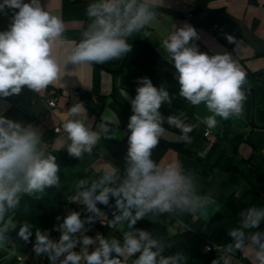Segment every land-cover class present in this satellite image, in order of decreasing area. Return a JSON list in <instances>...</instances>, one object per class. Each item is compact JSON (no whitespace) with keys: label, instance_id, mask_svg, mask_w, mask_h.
Segmentation results:
<instances>
[{"label":"clouds","instance_id":"obj_1","mask_svg":"<svg viewBox=\"0 0 264 264\" xmlns=\"http://www.w3.org/2000/svg\"><path fill=\"white\" fill-rule=\"evenodd\" d=\"M157 6L158 0H92L85 10L91 23L68 62L103 64L124 57L132 51L128 38L152 24L158 15ZM7 9L13 10V16L8 29L0 31V98L20 94L24 86L38 93L59 78L61 68L52 53L58 40L64 42L63 21L46 11L40 0H2L0 12ZM197 38L196 29L185 23L161 41V48L176 70L179 95L193 106H206L212 115L202 122L211 129L216 127L217 117L227 120L242 115L246 73L227 53L210 56L200 52L191 43ZM226 39L234 41L230 35ZM137 84L136 95L130 100L132 115L127 124L123 172L109 168L91 183L87 179L79 181L76 194L68 200L82 202L87 215L82 218L80 211L69 212L55 228L60 232L58 240H53L48 230L35 231L33 250L37 255L46 254L50 264H128V258L134 256L131 264H183L182 253L164 255L163 242L135 225L149 214L158 216L177 210L196 213L213 203L210 197L196 193L193 176L184 173L179 162L160 166L152 159L153 150L166 132L165 123L179 129L185 143L191 142L188 134L194 126L181 119L183 114L165 118L161 113L162 105L172 102L163 86H155L148 77L138 78ZM83 111L84 104L76 103L68 115L77 117ZM63 129L71 141L68 155L74 158L90 154L101 139L100 131L90 130L80 119L67 120ZM103 132L109 130L103 127ZM59 171L56 157L44 151L37 128L0 115V245L15 230L6 217L19 207L22 196L40 199L37 193L59 188ZM98 205L112 209L108 227L127 226L122 241L99 233L95 237L85 234L89 230L86 224L105 215ZM239 217V226L228 229L232 242L227 251L251 247V264H264V232L251 231L264 222V207H248L240 211ZM32 227L23 223L18 237L30 242ZM212 264L231 261L214 259Z\"/></svg>","mask_w":264,"mask_h":264},{"label":"crops","instance_id":"obj_2","mask_svg":"<svg viewBox=\"0 0 264 264\" xmlns=\"http://www.w3.org/2000/svg\"><path fill=\"white\" fill-rule=\"evenodd\" d=\"M253 1L222 0L212 4V8L217 10L214 15L200 14L194 20H188L185 16L188 0H158L157 18L150 26L129 37L128 42H144L161 59L172 63L167 58L168 54L161 48V41L176 28L182 27L185 23L190 24L198 33V38L191 43L200 52L210 56L229 54L246 73V81L242 88H253V74L264 70V0ZM24 2L27 3L29 0ZM40 2L46 11L60 17L64 24V42L58 40L52 53L61 68L59 78L38 93L24 86L20 94L0 98V115L37 128L41 133L42 142H48L47 147L43 148L44 151L56 157V163L60 168L58 173L60 187L47 188L43 194L36 195L46 198L60 195L68 199L70 195L76 194L81 179H87L91 183L105 170L114 168L113 151L126 134L125 127L132 115L130 100L135 97L136 90L120 87L119 77L109 70L92 63L74 65L68 62V56L79 43L85 25L90 20L85 10L91 2L76 3L74 0H40ZM12 16L11 9L0 12V31L8 29ZM228 35L234 38L233 42L226 39ZM122 58L109 62L117 64ZM51 89L58 92V108L54 110L53 115L46 118L47 107L43 99ZM70 90L79 91L78 96H70ZM80 102L84 104V111L77 117H70L68 110ZM247 107L248 101L245 96L243 110ZM181 114H183L181 119L190 125L191 120L184 113L176 110H168L163 115L166 118L169 115ZM193 114L196 121L190 136L192 139L190 143H185V146L202 159L210 175L198 172L202 168L197 167V162L191 155L178 154L171 149L164 153L158 165L166 166L169 163L179 162L182 171L193 176L196 193L210 197L213 203L196 213H181L177 210L158 216L149 214L143 220L163 226L170 236L179 233L180 224H185L192 232L219 238V244L228 252L227 245L232 242L228 229L238 227L241 219L229 208L227 201L230 197L242 198L246 208L264 207V180L258 179L260 174L264 175V131L253 129L248 143H241L236 152L228 141L219 143L215 140L208 144L203 140L205 129L211 132L219 131L221 128L219 117L216 118V127L209 129L202 121L212 113L203 103L193 106ZM69 119H80L90 130L101 132V139L90 154L85 153L81 158L68 155L67 147L71 141L63 129V124ZM228 122L234 124L235 127L232 126L231 129L236 132H249L251 129L247 120L245 124L237 116H231ZM58 127H61L62 132L55 134L54 130ZM103 127L109 130L107 134L103 132ZM164 127L166 132L159 142L171 143L181 138V132L176 127L167 123ZM105 135H114V138L106 139ZM223 155L232 158L241 169V173L224 171L216 167ZM8 220L13 224L10 218ZM262 224L264 222L260 225ZM126 230V225L123 229L113 227L110 233L105 232L104 235L108 239L115 237L122 241V232ZM7 236L8 241L0 245V264H16L15 258L22 257V252H25V256L26 251L21 246L12 249L9 245L10 232ZM228 253L245 264H251L254 254L251 247ZM131 261L132 257L128 258V264H131Z\"/></svg>","mask_w":264,"mask_h":264},{"label":"trees","instance_id":"obj_3","mask_svg":"<svg viewBox=\"0 0 264 264\" xmlns=\"http://www.w3.org/2000/svg\"><path fill=\"white\" fill-rule=\"evenodd\" d=\"M74 1L76 3L84 1L92 2V0ZM250 1L254 2L253 0ZM217 2H222V0H193V6L189 10L192 20L200 14H207L208 16L214 15L217 10L212 8V4ZM131 46L132 51L127 55L123 71L114 74L120 79V87L123 89L131 88L136 90L138 86V78L148 77L155 86H163L168 90L172 97L171 105H168L167 103L163 104L160 109L161 113L166 114L168 110H176L184 113L191 120L190 125L194 126L196 120L193 114V105L179 95L180 85L175 79L176 70L173 63L161 59L155 51L144 42L135 43ZM120 62L113 64L108 61L103 64H92L104 70H115L118 68ZM253 79L255 99L254 122L257 126H264V70L253 74ZM244 95L247 98L248 107L243 110L242 116L245 120L249 121L251 114V97L246 92H244ZM219 119L221 121V128L215 133L216 140L230 142L236 152L241 143H248L250 133L253 129H250L249 132H236L231 129L228 119L224 120L220 117ZM125 128V136L113 151L114 168L119 169L121 173L125 166V156L128 148L127 140L129 132L127 126ZM192 133L193 131L188 135L191 136ZM168 149H171L178 154L191 155L195 158L197 167L202 168L198 172L203 175H210L209 169L205 168L202 159L195 153L189 151L185 146V142H183L181 138L178 141L171 143L159 142L152 152V159L158 164L159 160ZM216 167L224 171H237L241 173V169H239L233 162L232 158H228L225 155L221 157L216 164ZM258 179L264 180V175L260 174ZM67 200L68 199L60 195L52 198L41 197L40 199H36L35 196H22L19 207L6 217V220L10 218L15 225V230L10 231V235L21 245L30 247L33 246L36 229L48 230L52 238L54 235L52 228L55 224V220L62 217V208ZM110 203L114 204V200H111ZM227 203L231 211L238 216L240 211L246 208L245 204L242 202V198H235L232 196ZM98 207L103 211L107 210L112 212V209L104 205H98ZM25 222L30 223L33 226V236L30 238V242L27 243L17 235L19 227ZM135 227L149 231L154 238L162 241L165 245L164 255H172L178 252L182 253L185 256L183 264H212V261L216 259V256L213 253L204 252L203 246L206 241L219 243V238L207 237L203 234L192 232L188 228H180L179 233L170 236L163 226L143 219L139 220ZM138 255L139 254H137V256ZM134 259H136L135 256L132 257V260Z\"/></svg>","mask_w":264,"mask_h":264},{"label":"built area","instance_id":"obj_4","mask_svg":"<svg viewBox=\"0 0 264 264\" xmlns=\"http://www.w3.org/2000/svg\"><path fill=\"white\" fill-rule=\"evenodd\" d=\"M224 1H228V0H224ZM192 6H193V0H188V8H187V11L185 13V16L188 20H192V16H191L190 11H189ZM78 94H79V91H77V90H70L69 91V95L72 97H77ZM57 100H58V92L55 91L54 89L49 90L47 92V95L43 99V101L47 107V113L45 116L46 118L53 115L54 110L58 108ZM61 132H62L61 127H58L54 130L55 134H60ZM204 137H205V140L208 144L214 142L216 139L215 135L208 129L205 130ZM47 145H48V142H46V143L42 142L43 148L47 147ZM62 211H63L62 217L57 218L55 220V224L52 228V231L54 233V235L52 237L53 240L59 239L60 232L56 231L55 228H56V226L58 227V225L60 223H62L63 218L69 212L80 211L82 213V218L85 215H87V213L85 212V207L82 204V202L70 203L69 200H67L65 202V204L63 205ZM104 212H105V215L103 217L98 218L96 222H94L91 225H88V224L85 225V228L89 229L85 233L86 235L95 237L96 234H98V233L104 235L105 232H107V233L111 232V228L107 226L109 221L112 219L111 211L105 210ZM180 228L184 229V228H187V226L185 224L181 223ZM255 231L264 232V224L260 225L259 228L256 229ZM9 242H10L9 245L12 249H16L18 246H21L26 251L25 256H23V257L17 256L15 258L16 264H50L48 256L46 254L37 255L35 253V251L33 250V246L30 247V246L21 245L13 236H9ZM76 250L79 251V246L77 247ZM203 251L207 252V253H213L217 257V259L229 258L231 261V264H245L244 262H242L237 257L226 252L221 247V244H216L214 242L206 241V243L203 246Z\"/></svg>","mask_w":264,"mask_h":264},{"label":"water","instance_id":"obj_5","mask_svg":"<svg viewBox=\"0 0 264 264\" xmlns=\"http://www.w3.org/2000/svg\"><path fill=\"white\" fill-rule=\"evenodd\" d=\"M91 23V21L89 20V22L86 24L85 28H84V31H86V29L88 28L89 24ZM83 31V33H84ZM83 33H82V36L80 38V40L82 39L83 37ZM79 40V42H80ZM135 43H142L140 41H135V42H131L130 44L133 45ZM127 55L128 53L123 57L122 61L120 62L119 66L117 69L115 70H109L110 72L112 73H115V74H118L120 72L123 71L124 69V66H125V63H126V60H127ZM242 90L244 92H246L247 94L250 95L251 97V114H250V119L248 121V125L251 129H255V130H262L264 131V126H257L254 122V114H255V99H254V89L253 88H242Z\"/></svg>","mask_w":264,"mask_h":264},{"label":"rangeland","instance_id":"obj_6","mask_svg":"<svg viewBox=\"0 0 264 264\" xmlns=\"http://www.w3.org/2000/svg\"><path fill=\"white\" fill-rule=\"evenodd\" d=\"M239 117H240V118L245 122V124H246V120L243 118V116L241 115V116H239ZM219 122H221V121L219 120ZM232 126L235 127L234 124H230V127H232ZM205 130H206V129H205ZM205 130H204V133H205ZM217 131H218V130H217ZM212 133L215 135L216 132H212ZM203 136H204V134H203ZM203 138H204V137H203ZM203 140H204V142L206 141L205 138H204ZM215 140H216V139H215ZM217 141H219V140H217ZM205 143H207V142H205ZM219 143H221V141H219ZM227 143H228V142H227ZM205 145H206V144H205ZM8 221H9V220H8ZM111 230H112V228H111ZM216 244H219V243H216ZM24 253H25V252H22L21 255L24 256ZM23 256H22V257H23ZM238 259H239V258H238ZM241 261H242V260H241Z\"/></svg>","mask_w":264,"mask_h":264}]
</instances>
